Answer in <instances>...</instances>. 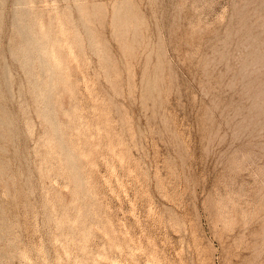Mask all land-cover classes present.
<instances>
[{"label": "rangeland", "instance_id": "374dc122", "mask_svg": "<svg viewBox=\"0 0 264 264\" xmlns=\"http://www.w3.org/2000/svg\"><path fill=\"white\" fill-rule=\"evenodd\" d=\"M263 93L264 0H0V264H264Z\"/></svg>", "mask_w": 264, "mask_h": 264}, {"label": "bare ground", "instance_id": "6f19581e", "mask_svg": "<svg viewBox=\"0 0 264 264\" xmlns=\"http://www.w3.org/2000/svg\"><path fill=\"white\" fill-rule=\"evenodd\" d=\"M36 24V29H34L33 37L29 40L30 45H36L39 48L40 58L47 65L48 75L50 79V85H46L42 93V100L44 101L45 112L43 113L44 118L50 123L51 129L53 130V134L59 135L62 133V128L57 121V113L52 105V96L56 86L54 85V77L63 78L64 81L66 79L63 77V69H62V53H59L60 48L63 50L64 48L72 49L71 43L66 36V32L62 22L59 21L57 23L58 28L55 30L56 36L61 35V37L55 38L52 36L50 31H44L43 25L40 22ZM57 39V40H56ZM58 42H63L62 45L56 46ZM61 52V51H60ZM73 53V51H71ZM255 67V66H254ZM264 94V93H263ZM68 154L70 155V161L74 164V169L76 170L75 177L78 182L82 180V175L79 167L76 166L77 159L80 158L81 154H86L84 151H76L74 147H69ZM84 182V181H83ZM84 186V183L82 184ZM84 212V211H83Z\"/></svg>", "mask_w": 264, "mask_h": 264}]
</instances>
